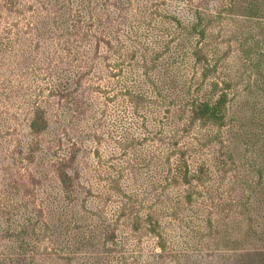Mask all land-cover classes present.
<instances>
[{"label":"rangeland","instance_id":"rangeland-1","mask_svg":"<svg viewBox=\"0 0 264 264\" xmlns=\"http://www.w3.org/2000/svg\"><path fill=\"white\" fill-rule=\"evenodd\" d=\"M91 1L0 0V264H227L228 259L245 260L246 255L257 259L256 252H264V208L259 206L264 198L255 200L242 193L234 185L238 183L234 176L240 173L233 169L227 177H219L222 184H232L215 181L211 217L223 229L211 235L209 230L194 231L190 217L169 211L160 214L162 229L156 231L130 227L132 213L116 220L124 204L120 190L132 192L135 212L140 210L143 192L150 188L148 182L162 180L156 170L133 171L137 180L128 172L131 169L124 170L122 177L112 169L126 167L135 152L143 157L144 147H156L153 135L147 137L145 130V122L149 132L152 128L150 109L136 112L128 96L139 87L149 90L141 75V57L151 61L160 57L161 71L148 67L159 86L176 70L191 80L187 58L174 68L168 66L170 56L184 54L172 42L174 30L169 27L175 18L191 24L193 6L202 4L199 0H115L128 9V34L137 52L136 61L125 63L111 79L98 63L103 53L94 58L95 40L70 32L78 12L83 14L80 22L98 23L99 15L115 7ZM88 60L98 63L91 72ZM70 93L82 94L85 104H71L65 97ZM251 99L249 106L246 100L237 102L233 115L254 143L239 151L243 159L235 166L244 164L248 176L258 181L251 158L253 150L264 149V97ZM37 108L48 119L42 133L31 129ZM120 137L149 141L129 145L125 155L116 141ZM65 161L74 179L69 192H64L57 176ZM114 177L116 188L109 184ZM98 208L103 220L93 213ZM108 236L115 240L107 252L102 240Z\"/></svg>","mask_w":264,"mask_h":264},{"label":"trees","instance_id":"trees-1","mask_svg":"<svg viewBox=\"0 0 264 264\" xmlns=\"http://www.w3.org/2000/svg\"><path fill=\"white\" fill-rule=\"evenodd\" d=\"M199 1L202 5L193 6L191 24L184 25L180 19L175 18L169 27L174 30L170 33L172 42L177 48L181 47L180 52L184 54L170 56L168 66L174 68L181 64V58H187L193 71L191 80H187L176 70L167 76L164 83L160 82L162 86H159V80L149 73L148 67L151 64L156 71L160 70V57L151 61L142 56L141 75L149 90L139 87V92L136 90L128 93L136 112L144 108L146 111L150 109L148 118L153 120L152 128L149 132V126L145 122V130L147 137L150 136L149 133L153 135L152 143L156 147H144L143 157L135 152V159L125 162L126 167L122 164L119 170L115 166L112 169L117 173L119 171V177L123 176L124 170L131 169L128 172L131 176L133 173L132 177L136 179L138 176L133 171L156 170L161 173L162 179L158 184L153 178L148 182L150 188L143 192L145 195L140 200V210L135 212L132 192L120 190L124 196V204L116 220L121 221L127 213H132L134 216L128 224L135 230L142 226H148L152 231L161 230L160 214L164 211H169L174 216L190 217L191 221L188 223L197 232L209 230L211 235L214 230L223 229L220 223L215 225L216 219L211 217L214 210L213 187L216 180L221 185L232 184L229 181L222 184L219 179L220 176L227 177L232 169V172L240 173L234 176L238 182L234 185L239 186L242 193L255 200L264 198V155L262 158L260 156L261 153L264 154V149L253 150L251 158L253 169L261 179L257 181L248 176L244 164L241 167L235 166L238 160L241 163L243 159L239 156V151L254 143L247 140L250 137L245 126L233 117L237 111V102L246 100V106H249L251 97L258 101L264 97V0ZM107 3H113L115 7L107 11L105 16L99 15L98 23L93 20L85 24L80 22L83 14L78 12L76 16L79 22L73 21V30L70 32L71 35L84 33L85 40H95L94 58L103 53L98 63L102 62L106 69L105 75L108 74L107 77L113 79L121 73L125 63L136 61L137 49L128 34L130 16L123 1H118V5L115 0L96 2L100 6ZM87 7L91 8L90 3ZM69 13L67 10L66 14ZM73 17L70 14V18ZM43 35L40 33L41 37ZM97 65L94 61L86 62L90 72ZM84 77V74L78 77V87ZM65 97L69 98L67 100L71 104H78L80 107L85 104L82 94L70 93ZM259 119H256L258 124L261 122ZM47 128L45 111L37 108L31 129L42 133ZM116 141L126 155L129 145L136 146L149 140L146 137L138 140L134 137H120ZM67 170L65 161L57 171L64 192H69L74 184V179ZM31 181L34 179L31 178ZM115 181L116 177L109 182L114 188L117 187ZM259 206L264 208V200ZM93 213L104 219L99 208ZM141 222L144 223L140 225ZM103 227L106 230L109 225L106 223ZM114 240L113 236L104 237L102 248L108 252L109 244H113ZM161 248L165 250L163 246ZM256 255L257 259L249 255H246L245 260L228 259L227 264H264V252H256Z\"/></svg>","mask_w":264,"mask_h":264}]
</instances>
